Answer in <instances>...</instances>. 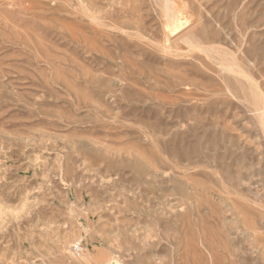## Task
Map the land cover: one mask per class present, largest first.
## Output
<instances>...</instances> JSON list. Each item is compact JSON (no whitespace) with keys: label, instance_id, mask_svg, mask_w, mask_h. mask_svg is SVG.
I'll list each match as a JSON object with an SVG mask.
<instances>
[{"label":"rangeland","instance_id":"1","mask_svg":"<svg viewBox=\"0 0 264 264\" xmlns=\"http://www.w3.org/2000/svg\"><path fill=\"white\" fill-rule=\"evenodd\" d=\"M102 255L264 264V0H0V264Z\"/></svg>","mask_w":264,"mask_h":264},{"label":"bare ground","instance_id":"2","mask_svg":"<svg viewBox=\"0 0 264 264\" xmlns=\"http://www.w3.org/2000/svg\"><path fill=\"white\" fill-rule=\"evenodd\" d=\"M94 263L95 264H117L114 258H111L110 256H107V255H102L96 258Z\"/></svg>","mask_w":264,"mask_h":264},{"label":"built area","instance_id":"3","mask_svg":"<svg viewBox=\"0 0 264 264\" xmlns=\"http://www.w3.org/2000/svg\"><path fill=\"white\" fill-rule=\"evenodd\" d=\"M74 251H77V247L74 248Z\"/></svg>","mask_w":264,"mask_h":264}]
</instances>
